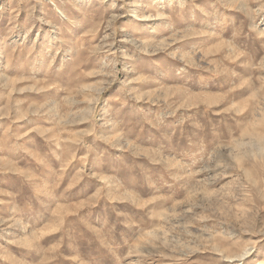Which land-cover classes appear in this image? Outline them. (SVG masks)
Returning <instances> with one entry per match:
<instances>
[{
  "label": "rangeland",
  "instance_id": "rangeland-1",
  "mask_svg": "<svg viewBox=\"0 0 264 264\" xmlns=\"http://www.w3.org/2000/svg\"><path fill=\"white\" fill-rule=\"evenodd\" d=\"M0 264H264V0H0Z\"/></svg>",
  "mask_w": 264,
  "mask_h": 264
}]
</instances>
